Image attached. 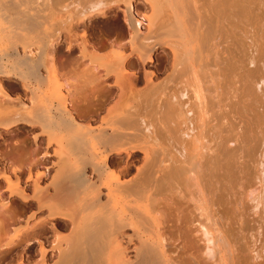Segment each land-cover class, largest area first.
I'll return each mask as SVG.
<instances>
[{
    "label": "bare ground",
    "instance_id": "bare-ground-1",
    "mask_svg": "<svg viewBox=\"0 0 264 264\" xmlns=\"http://www.w3.org/2000/svg\"><path fill=\"white\" fill-rule=\"evenodd\" d=\"M109 15L112 39L92 23ZM66 44L81 61L63 74ZM0 53L1 134L37 130L57 158L49 193L47 172L29 170L33 197L0 174L37 209L19 227L1 187L0 232L20 230L0 264H264V0H0Z\"/></svg>",
    "mask_w": 264,
    "mask_h": 264
},
{
    "label": "rangeland",
    "instance_id": "rangeland-1",
    "mask_svg": "<svg viewBox=\"0 0 264 264\" xmlns=\"http://www.w3.org/2000/svg\"><path fill=\"white\" fill-rule=\"evenodd\" d=\"M137 1H140V0H137ZM144 12H146L147 14H148V12H147V10L145 11L144 10ZM111 15V14H110ZM110 15L108 16V17H106V19H101V21H103V22H105V20H109V18H111V17H113L112 15H111V17H110ZM118 16H121V13H119L118 14ZM113 19V18H112ZM111 20V19H110ZM92 21V20H91ZM94 21V20H93ZM163 51L164 52H167V53H169L170 51L169 50H167L166 51V49L164 50V48H160L159 50H157L156 52H155V58H156V61H155V63H153V64H149L147 67L149 68L150 66H153V65H161V66H163L164 64H165V59H164V57H163V55H162V53H163ZM1 54V53H0ZM162 55V56H161ZM134 58H135V56H133ZM162 57H163V59H162ZM164 60V61H163ZM157 62V63H156ZM163 64V65H162ZM64 79H67V78H64ZM64 79H63V81H64ZM84 79V77H83V74L82 73H79L78 74V77L76 78V79H74L75 80V84H76V86H77V88H78V90H81V91H83L82 93H84V90L86 89L87 90V86L85 87V81L83 80ZM7 83V84H6ZM5 83V85H6V87L9 89V92H10V94L13 96V95H15V96H13V97H16V91H17V86L16 85H13V84H11V86H10V84H9V86H7L8 85V83H12V82H6ZM13 87V88H12ZM12 89V90H11ZM12 92H11V91ZM85 90V91H86ZM81 93V92H80ZM107 116V115H106ZM90 117V116H89ZM105 117V116H104ZM108 117V116H107ZM86 119L88 118V117H85ZM84 118V119H85ZM78 120H80L81 118L80 117H78L77 118ZM85 119V121H86V124H90V127H91V125L93 124V126L92 127H94V128H101V126L103 125V121H102V123L100 122L101 121V119L100 118H98L96 121H91L89 118L86 120ZM90 120V121H89ZM96 122V123H95ZM101 123V124H100ZM85 124V122H84V125H86ZM89 124H88V126H89ZM94 124H95V126H94ZM87 125L85 126L86 128L88 127ZM25 129H27V127L26 126H21L20 128H18V129H14V130H12L11 132H8V133H3V134H1L0 135V151H2L1 153L3 154V156L4 157H6L5 158V160H6V162L4 163V164H2V163H0V167L2 168V166L4 167V168H0V170H2V171H0V174L3 172V169H4V172L2 173V174H4V173H9V175L10 176H12V178H14V177H16V178H14L15 180L17 179V176L11 171V173L12 174H10V168L11 167H13V169H14V167H16L17 166V168H20L21 169V171H19L18 173H20V174H18L19 175V179H21L20 180V183H22V185H25L24 187H25V190H26V192H27V194L29 195V196H31V197H33L34 196V194H36V190H35V188L33 187L34 186V183H35V181H28V174H29V170L30 169H33V172L36 174V175H38V174H40V173H43V172H47L46 173V176L44 177V178H42L41 179V181L39 182L40 183V186L41 187H43L44 188V190H43V192L42 193H49L50 191H52V187L50 186V184H51V181H52V179H53V176L55 175V171H57V164H56V162H55V158L56 157H53V156H46L47 154H53V152H52V149H54L55 147L53 146V147H49V148H46V145H44V142L43 141H45V138L44 137H41L40 139H39V144H38V146H35L34 145V143H33V141H32V139H33V137L30 135V134H27L26 132H25ZM1 133H2V131H1ZM37 150V151H36ZM3 151L5 152V153H3ZM12 151V153H13V156L12 155H10V154H8V152H11ZM48 152V153H47ZM1 153H0V155H1ZM6 153L10 156V157H7V156H5L6 155ZM11 153V154H12ZM46 153V154H45ZM5 154V155H4ZM123 156H125V155H123ZM1 157V156H0ZM45 157V158H44ZM114 156H112V159H114L113 158ZM44 158V159H43ZM140 158H142L143 159V157H142V155L140 156ZM42 159V161L40 162V160ZM47 159V160H46ZM57 159V158H56ZM111 159V160H112ZM48 161V162H47ZM114 161V160H113ZM132 161V160H131ZM1 162V161H0ZM9 162V163H8ZM10 162H12V163H10ZM55 163V164H53V163ZM36 163H37V165H36ZM8 164H11V166L10 165H8ZM12 164L14 165V166H12ZM136 164H138V165H141L142 164V160H140V162H137V163H135V165ZM137 165V166H138ZM6 166V167H5ZM8 166V167H7ZM39 167V168H37V167ZM142 166V165H141ZM141 166H139V167H141ZM41 167V168H40ZM6 168H8V169H6ZM113 170L112 172H110L111 170ZM115 169H112V168H107L104 172H103V174L104 175H102V176H104V177H102V180H100L99 178H97L98 176H94V175H92L93 177L92 178H96V179H94V181L96 182V183H101V181H105L106 180V178H107V176L109 177L110 175L108 174L107 176H106V174L105 173H112L111 175L113 176L114 174L116 175L117 174V172H116V170L114 171ZM8 171V172H7ZM32 171V170H31ZM40 171H42V172H40ZM91 172V171H90ZM89 172V173H90ZM134 172L135 171H133L132 172V174H130V175H128V177H126L125 179H127V180H132L134 177H135V175H134ZM114 173V174H113ZM1 174V175H2ZM15 176H14V175ZM91 174V173H90ZM135 174H136V172H135ZM0 175V176H1ZM114 175V176H115ZM113 176V177H114ZM130 176V177H129ZM111 177V176H110ZM109 177V178H110ZM116 177V176H115ZM110 178L108 181H110V180H115L116 178ZM98 180V181H97ZM107 181V180H106ZM1 187H2V189H4V190H2V192L4 193H2V198H3V200H5V201H7L9 204H11V205H9L10 207H13V209L19 214V210H21L22 209V207H21V203H20V200L19 199H17V198H15V197H10L9 196V194L5 191V187H6V183L3 181V180H0V191H1ZM0 197H1V193H0ZM7 199V200H6ZM80 199L82 200L83 199V195H81V197H80ZM33 202V201H32ZM30 203L29 204V206H28V208H26L25 209V213L23 214V215H21V214H19V217H21V219L23 220H26L27 221V219L26 218H28L27 216H30V214H32L33 212H36V210H34L35 209V207H36V204H35V202H33V203ZM53 202H51V204H52ZM17 208V209H16ZM34 210V211H33ZM20 211V212H21ZM33 211V212H32ZM72 212V211H71ZM46 213L47 212H41V213H39V214H37V216H35L36 218L34 219V220H31V223H35L36 221H37V219L38 218H40V217H44L45 215H46ZM86 214H90L91 216L94 214V212L93 211H88V212H85V211H81L80 212V216H78V221H81L82 222V220H83V218L84 217H86ZM0 220H1V217H0ZM21 220V222L19 223V227H22L23 225H24V223L26 224V221H22ZM34 221V222H33ZM18 226V224L15 226V227H11V229H9L10 231H9V233H8V235H6V237L4 236L3 237V234H1V232H0V244L2 243V241H9V239L11 238H13V237H15L16 236V234H17V231H19L20 229L17 227ZM193 227V226H192ZM191 227V234H192V237H194V239H195V241H196V239H197V241H199V239H200V235L198 234V232L195 230V228L193 227L192 228ZM16 230H14V229ZM68 233V232H67ZM70 233V232H69ZM68 233V234H69ZM197 233V234H196ZM196 234V236H194ZM7 236L9 237V239L7 238ZM198 236V237H197ZM6 239V240H5ZM193 239V238H192ZM170 242H173L175 245L177 244V245H179L182 241L180 240H177V238L176 237H172L171 238V240H170ZM183 243V242H182ZM198 243L199 242H197V245H198ZM184 244V243H183ZM200 245H198V246H202V243H199ZM181 246H182V244H180ZM36 247H37V245H36ZM23 248V247H22ZM195 248V247H194ZM19 250H22L21 248L19 249ZM195 251V250H194ZM194 251L192 252V254L193 255H197V252L196 253H194ZM198 261H200L202 264H211L212 263V261L211 260H208L207 258H205V260H198Z\"/></svg>",
    "mask_w": 264,
    "mask_h": 264
},
{
    "label": "flooded vegetation",
    "instance_id": "flooded-vegetation-1",
    "mask_svg": "<svg viewBox=\"0 0 264 264\" xmlns=\"http://www.w3.org/2000/svg\"><path fill=\"white\" fill-rule=\"evenodd\" d=\"M98 20H100V22H101V19H97V20H94L92 23H95L96 21L99 23V21ZM113 20V19H112ZM107 23H108V27L112 24V22L110 21V19L109 20H105ZM110 23H109V22ZM106 22H103L104 24H103V26H105V23ZM92 23H90V27H95V25H96V23H95V25L94 24H92ZM102 23V22H101ZM106 23V24H107ZM99 26L101 27V29H102V33H101V30H100V32H99V29H95V28H93V32H92V28H91V33H92V35H90V31H89V38H90V40H93L92 42H94V41H96L99 37L98 36H101V34H103L104 35V32L106 33L104 36L107 38V36H109L108 35V33L107 32H109L110 33V35H111V39H112V37L114 38L115 37V35H116V31L114 30V31H110V30H106V28H103V26L102 25H100V24H97L96 25V27H98L99 28ZM96 30V31H95ZM103 30H104V32H103ZM95 32V33H94ZM98 32V33H97ZM93 33H94V35H93ZM98 34V36H96L97 34ZM101 33V34H100ZM113 34H115V35H113ZM92 36V37H91ZM94 38V39H93ZM110 38V36L108 37V39ZM67 44H66V46H63V50H59L58 51V55H57V60H58V62L61 64V66H60V68H61V72L63 73V74H68V72L69 71H71L72 69H75V68H78V67H80L79 66V63H80V61H81V58L79 57V53L77 52V53H72V56L71 55H69L68 54V52L66 51L67 50ZM60 48V47H59ZM78 58L79 57V60H78V63H71V60L73 59V58ZM62 62H63V65H62ZM137 67V66H136ZM135 67V68H136ZM150 68H163L161 65H154L153 67L152 66H150ZM66 76H70V75H66ZM78 77V76H77ZM17 88V91L19 92L20 90H19V88H18V86L16 87ZM16 91V95H19V93ZM80 94V93H79ZM83 94V93H82ZM81 95V94H80ZM82 102V101H81ZM83 111V110H82ZM98 114V113H97ZM95 115H96V113H95ZM90 116V115H89ZM91 116H92V114H91ZM94 116V115H93ZM84 119V118H83ZM82 120V119H81ZM36 131V132H35ZM25 132L27 133V134H30L32 137H34L33 135H34V133H37L38 131L37 130H29V129H25ZM4 133V132H3ZM6 133V132H5ZM0 135H1V129H0Z\"/></svg>",
    "mask_w": 264,
    "mask_h": 264
},
{
    "label": "crops",
    "instance_id": "crops-1",
    "mask_svg": "<svg viewBox=\"0 0 264 264\" xmlns=\"http://www.w3.org/2000/svg\"><path fill=\"white\" fill-rule=\"evenodd\" d=\"M52 151H53V149H52Z\"/></svg>",
    "mask_w": 264,
    "mask_h": 264
}]
</instances>
